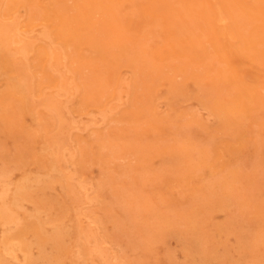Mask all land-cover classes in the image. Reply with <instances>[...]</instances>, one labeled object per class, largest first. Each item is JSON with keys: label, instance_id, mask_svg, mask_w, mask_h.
<instances>
[{"label": "rangeland", "instance_id": "obj_1", "mask_svg": "<svg viewBox=\"0 0 264 264\" xmlns=\"http://www.w3.org/2000/svg\"><path fill=\"white\" fill-rule=\"evenodd\" d=\"M0 264H264V0H0Z\"/></svg>", "mask_w": 264, "mask_h": 264}, {"label": "bare ground", "instance_id": "obj_2", "mask_svg": "<svg viewBox=\"0 0 264 264\" xmlns=\"http://www.w3.org/2000/svg\"><path fill=\"white\" fill-rule=\"evenodd\" d=\"M135 8V7H134ZM26 19H27V17H26ZM222 25V24H221ZM18 28V27H17ZM231 30V29H230ZM18 31H19V29H18ZM235 35V34H234ZM150 38V36L148 37V39ZM234 41V40H233ZM235 42V41H234ZM239 46V45H238ZM245 50V49H244ZM247 50V49H246ZM234 52V51H233ZM125 54V53H124ZM243 59V58H242ZM214 67V66H213ZM204 68V67H203ZM147 69V68H146ZM145 71V70H144ZM151 73V72H150ZM152 74V73H151ZM156 84V83H155ZM157 87V86H156ZM180 87V86H179ZM158 88V87H157ZM180 88H182V87H180ZM183 89V88H182ZM169 94V93H168ZM243 94V93H242ZM142 97H143V95H142ZM245 98V97H244ZM249 98V97H248ZM242 99H243V97H242ZM250 99V98H249ZM240 101V100H239ZM149 109V108H148ZM250 109H251V107H250ZM149 112V111H148ZM217 116V115H216ZM146 120V119H145ZM243 121H245L244 119H243ZM236 123V122H235ZM247 123V122H246ZM246 123H244V124H246ZM229 124V123H228ZM237 124V123H236ZM141 125V124H140ZM148 126V125H147ZM153 126H154V124H153ZM43 127V126H42ZM152 127V126H151ZM167 129V128H166ZM164 130V129H163ZM231 130V129H230ZM42 134V133H41ZM33 138H35V137H33ZM243 139V138H242ZM241 141V140H240ZM242 142V141H241ZM193 149V148H192ZM195 149V148H194ZM45 159V158H44ZM35 162V161H34ZM36 163V162H35ZM78 195V194H77ZM37 229V228H36Z\"/></svg>", "mask_w": 264, "mask_h": 264}]
</instances>
